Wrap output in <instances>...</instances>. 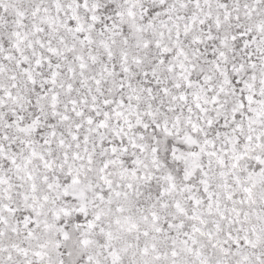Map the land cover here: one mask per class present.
I'll list each match as a JSON object with an SVG mask.
<instances>
[{"label":"snow or ice","instance_id":"snow-or-ice-1","mask_svg":"<svg viewBox=\"0 0 264 264\" xmlns=\"http://www.w3.org/2000/svg\"><path fill=\"white\" fill-rule=\"evenodd\" d=\"M0 264H264V0H0Z\"/></svg>","mask_w":264,"mask_h":264}]
</instances>
